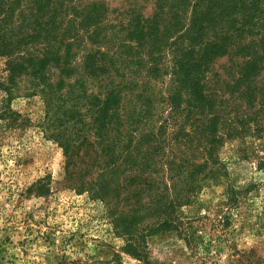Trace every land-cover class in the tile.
Segmentation results:
<instances>
[{
  "label": "trees",
  "instance_id": "1",
  "mask_svg": "<svg viewBox=\"0 0 264 264\" xmlns=\"http://www.w3.org/2000/svg\"><path fill=\"white\" fill-rule=\"evenodd\" d=\"M78 56L81 76L70 84ZM165 56L170 66L164 69ZM0 58V121L15 125L21 115L10 103L39 96L44 129L55 126L58 133L51 139L63 150L68 181L77 169L82 175L102 163L96 137L83 136L75 146L64 136L70 127L82 129L84 117L103 142L105 124L118 122L130 132L126 125L135 119L163 116L147 134L149 153L125 184L149 197L157 183L146 175L147 163L166 168L162 185L169 196L156 200L151 222L120 234L123 251L139 261L147 259L148 236L178 230L177 209L202 179L217 174L218 148L264 134V0H152L148 16L138 0L112 9L105 0H0ZM163 77L164 95L145 92L149 81ZM166 147L168 155L161 153Z\"/></svg>",
  "mask_w": 264,
  "mask_h": 264
},
{
  "label": "rangeland",
  "instance_id": "2",
  "mask_svg": "<svg viewBox=\"0 0 264 264\" xmlns=\"http://www.w3.org/2000/svg\"><path fill=\"white\" fill-rule=\"evenodd\" d=\"M105 1L112 9L129 0ZM138 4L144 16L152 12V0ZM110 20L115 23L111 14ZM79 61L80 56L70 84L81 76ZM169 61L163 58L164 69ZM50 75L57 80V70L51 69ZM4 76L0 58V78ZM166 80L149 81L145 92L164 95ZM22 87H27L24 80ZM2 98L0 92V110ZM9 106L21 118L11 127L0 121V264H264V134L226 141L218 148L217 174L202 179L189 193V203L177 209L178 230L148 236L147 259L139 261L123 251L120 234L135 233L139 222H151L156 200L169 196L162 185L166 168L147 163L151 174L146 175L157 183L149 197L137 196L125 184L139 159L149 153L147 137L163 116L135 119L126 125L130 132L118 122L105 124L103 142L84 117L82 129L70 127L64 136L75 146L83 136L96 137L99 150L103 146L102 163L80 176L77 169L68 181L63 150L51 139L58 134L55 126L44 129L40 97L19 96ZM169 150L161 153L168 155ZM39 183L47 192L37 191Z\"/></svg>",
  "mask_w": 264,
  "mask_h": 264
}]
</instances>
